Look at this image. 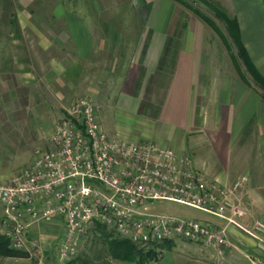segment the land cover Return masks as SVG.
Segmentation results:
<instances>
[{"label": "crops", "instance_id": "0c3cea01", "mask_svg": "<svg viewBox=\"0 0 264 264\" xmlns=\"http://www.w3.org/2000/svg\"><path fill=\"white\" fill-rule=\"evenodd\" d=\"M172 1L131 0V14L141 11L142 18L119 19L118 26L129 28L125 35L115 30V20L98 24L76 21L70 27L78 26L79 30L73 31L74 35L59 36L60 48L63 54L69 51V56L81 61L96 53L100 58L129 59L122 79L114 86L115 93L100 110L97 108L105 131L131 141H170L159 144L187 153L196 169L221 184L247 175L237 197L248 214L239 220L247 224L254 218L264 220V96L238 74L206 81L205 24L188 17L176 6L179 3ZM230 4L241 40L264 76V2L230 0ZM102 27L105 30H100ZM132 27L136 32L132 33ZM110 31L114 35H109ZM72 65L67 63L69 68ZM80 72H85L83 66ZM33 74L32 66L16 70L0 66V86H21ZM67 89L74 91L71 85ZM2 216L0 204V222ZM208 219L224 222L215 216ZM60 229L58 219L33 224L25 247L29 257L0 255V264H30V250L48 252ZM228 233L236 247L224 256L189 244L210 256L214 261L210 264H264L263 245L235 225L228 227Z\"/></svg>", "mask_w": 264, "mask_h": 264}, {"label": "built area", "instance_id": "2783aa9c", "mask_svg": "<svg viewBox=\"0 0 264 264\" xmlns=\"http://www.w3.org/2000/svg\"><path fill=\"white\" fill-rule=\"evenodd\" d=\"M247 179L221 184L196 169L187 153L107 133L94 101L84 97L65 110L50 146L36 149L28 165L0 184V232L11 248L24 250L33 224L58 219L55 256L61 262L77 254L95 223L141 247L182 240L224 256L236 247L230 225L264 246V220H239L248 214L237 197ZM154 200L179 202L224 222L154 212L148 207Z\"/></svg>", "mask_w": 264, "mask_h": 264}, {"label": "rangeland", "instance_id": "374dc122", "mask_svg": "<svg viewBox=\"0 0 264 264\" xmlns=\"http://www.w3.org/2000/svg\"><path fill=\"white\" fill-rule=\"evenodd\" d=\"M208 1L232 15L230 0ZM130 4L131 0H0V66L11 70L32 66L34 72L33 78L22 82L21 86L17 83L7 84L4 88L0 86V184L8 183L21 167L28 165L35 157L36 149L50 146L52 129L65 114V107L87 97L100 110L108 97L115 93L114 86L122 79L130 60L100 58L97 53L84 61L72 58L68 55L69 51L63 54L59 36H70L73 31L79 30L78 26L70 27L71 24L76 25V21L98 24L108 20L117 21L115 30L125 35L129 33V28L118 26L119 19L142 18L141 11L135 16L131 14ZM176 6L188 17L201 21L190 9L181 4ZM196 6L223 27L207 5L198 1ZM177 13L183 17L179 10ZM135 29L132 27V33L136 32ZM109 35H114V32L110 31ZM204 35L203 50L207 52L205 66L209 70L206 81L210 83L222 76L237 77L223 44L206 24ZM67 63L73 64L72 67H67ZM81 65L85 72L78 74ZM70 85L74 88L72 92L67 89ZM46 119L49 121L46 122ZM159 143L171 144L165 140H159ZM148 207L158 213L214 219L206 212L175 201L154 200L148 203ZM104 232L115 236L112 230L106 226L98 227L96 223L88 229L72 258L74 264H142L112 257ZM55 242L46 253L41 249L30 250V264H65L55 256ZM150 247L154 248L155 255L146 258L143 264L214 262L210 256L194 250L189 242L182 240H176L170 246L159 244ZM150 247H144V250Z\"/></svg>", "mask_w": 264, "mask_h": 264}, {"label": "trees", "instance_id": "16d2710c", "mask_svg": "<svg viewBox=\"0 0 264 264\" xmlns=\"http://www.w3.org/2000/svg\"><path fill=\"white\" fill-rule=\"evenodd\" d=\"M190 9L198 16L219 38L225 50L228 53L230 61L239 75V77L248 85H254L260 90L264 96V76L252 62L242 40L238 22L235 15H230L221 6H218L208 0H173ZM207 5L213 12L214 17L218 19L223 27L217 21L204 13L198 6L197 2ZM264 1V0H263ZM96 226L104 228L105 226L96 223ZM104 237L108 241L109 251L112 257L142 263L146 258L155 255L154 248L144 250V247L138 246L127 239L118 236H111L110 232H104ZM173 242H164L161 245H172ZM0 255L14 257H29V253L25 250L13 249L9 245V240L0 234ZM65 264H74L73 259L65 262Z\"/></svg>", "mask_w": 264, "mask_h": 264}, {"label": "water", "instance_id": "95a60500", "mask_svg": "<svg viewBox=\"0 0 264 264\" xmlns=\"http://www.w3.org/2000/svg\"><path fill=\"white\" fill-rule=\"evenodd\" d=\"M39 264H45V263H43V262H40Z\"/></svg>", "mask_w": 264, "mask_h": 264}]
</instances>
